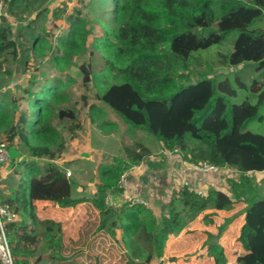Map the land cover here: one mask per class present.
<instances>
[{"label": "trees", "instance_id": "trees-1", "mask_svg": "<svg viewBox=\"0 0 264 264\" xmlns=\"http://www.w3.org/2000/svg\"><path fill=\"white\" fill-rule=\"evenodd\" d=\"M5 1L9 13L17 16L22 11L32 12L40 0ZM89 2L100 14L109 13L114 18L102 20L103 34L92 44V53L98 51L104 56V71L94 73L86 63L78 66L85 87L98 77L107 81L94 93L93 102L83 95L89 121L101 129L116 125L106 119L109 107L131 127L151 133L161 143L162 151L178 153L185 162H208L232 169L239 179L231 180V192L212 187L200 194L181 186L174 191L161 218L141 203L109 204L107 197L122 193L119 179L127 169L144 162L152 164L154 151L137 141L123 146L125 156L100 165L93 196L74 197V183L67 172L54 161L41 164L38 159L54 160L66 148L65 134L55 119L68 133L81 126V111L64 105L69 100L67 87L77 80L67 73L65 81L61 75L76 66L75 57L88 48L91 31L86 28L87 20L68 15L69 27L56 40L50 32L33 30V20L17 30L1 23L0 78L13 75L12 69L3 71L9 61L28 68L32 60L46 56L61 74L44 85L32 76L22 88L23 95L8 85L0 87V140L12 148L18 139L28 156L16 170L21 177L9 183L10 192L2 197L18 216L7 224L16 264H31L30 259L39 250L48 252L53 262L62 257L61 224L42 219L36 201L54 202L63 208L91 202L100 212L99 229L115 237L120 231L119 242L130 262L150 264L164 256L172 236L179 235L199 216L204 214L203 220L211 224L213 214L230 211L243 200L247 206L238 240L245 251L237 257V264H264V193L260 183L255 184L250 176V172L264 171V81L257 89L254 85L261 83L259 77L247 85L238 73L236 82L229 73L189 81L185 71L190 63L201 66L197 52L223 44L233 36L232 49H220L217 64H244L264 77V0ZM238 83L246 93L244 97L238 92ZM23 100L28 102L26 109ZM207 246L216 264H227L225 249L219 242Z\"/></svg>", "mask_w": 264, "mask_h": 264}, {"label": "rangeland", "instance_id": "rangeland-1", "mask_svg": "<svg viewBox=\"0 0 264 264\" xmlns=\"http://www.w3.org/2000/svg\"><path fill=\"white\" fill-rule=\"evenodd\" d=\"M34 6L32 12L22 11L14 16L9 13L6 1L0 0V24H10L17 30L33 20V30L41 34L50 32L53 40H56L57 36L67 31L69 27L67 16L72 14L85 18L86 28L91 31L88 36L87 50L75 57L76 66H72L68 72L62 75L58 73L52 68L49 56H46L32 60L28 68H25L23 63L9 61L5 64L3 71L6 68L12 69L13 75L11 77L3 75L0 78L1 89H5L8 85L18 95H23L22 88L29 84L32 76H35V81L39 85H44L52 77L59 75L65 81H68L67 75L69 74L77 80L75 85L67 87L65 93L69 100L64 105L81 111V126L74 133H68L63 123L55 119L57 127L65 134L66 148L54 160L38 159L41 164L54 161L67 172V175L70 172L68 177L74 183V197L93 196L99 183L100 165L111 163L114 157L125 156L123 146L137 141L149 145L154 151L150 157L152 164L144 162L127 169L125 171L127 179L124 187L121 188L122 193L110 195L107 203L119 206L137 197H142L147 201L146 206L153 209L154 213L161 218L167 212V206L174 191L182 185L188 184L192 189L203 193L212 187L231 192V180L239 179L236 171L229 168L204 173L190 171L189 162H185L178 153L162 151L161 143L151 133L131 127L111 108L105 106L107 108L105 116L107 120L116 122V125H108L101 129L89 121L88 106H83V95L93 102L94 93L107 81L98 77L89 87H85L78 66L86 63L94 73L100 74L104 71V56L98 51L92 53V44L103 34L102 20L112 21L114 19L112 14H100L101 11L96 10L97 8L89 0H84V2L80 0H40ZM111 10H113L112 7ZM232 39L234 37L230 36L223 44L213 45L197 52L196 55L202 59L201 66L195 63L187 64L185 71L189 81H200L219 73H229L231 80L236 82L235 73H238L247 85H250L254 78L259 77L261 83H256L254 88H260L264 77L261 72L254 71L253 67L244 64L238 67H220L217 64L218 51L229 47L231 50ZM224 76H221V79H224ZM240 85L241 83L237 85L238 92L244 97L246 93L239 87ZM33 88L38 89L37 85ZM100 104L98 102V105ZM22 107L28 108V102L23 100ZM26 159L28 156L24 147L17 139L15 145L10 148V161L0 166L1 198L10 192L9 183L21 177L16 170ZM252 177L257 181L263 178L257 175ZM259 183L264 193V180ZM51 205L56 207L55 203ZM86 205L87 207L79 208L72 213H62L60 210L46 212L44 219L52 217L50 219L57 220L61 224L62 257L53 262L49 259L48 252L42 253L39 250L30 259L31 264H132L127 251L119 242L120 231L115 237L106 230H100L99 210L92 207L93 204L90 206V202ZM246 206L247 202L243 200L230 211L216 212L213 214L211 224L203 220L204 214H202L179 235L172 236L167 243L164 256L155 258L150 264H216L215 257L208 255L207 244L209 242H219L225 249L227 264H237L238 255L245 251L238 237ZM40 255L41 260L37 262L36 259ZM140 260L141 258L138 261Z\"/></svg>", "mask_w": 264, "mask_h": 264}, {"label": "built area", "instance_id": "built-area-1", "mask_svg": "<svg viewBox=\"0 0 264 264\" xmlns=\"http://www.w3.org/2000/svg\"><path fill=\"white\" fill-rule=\"evenodd\" d=\"M10 161V147L9 144L0 140V166L8 163ZM188 169L193 172H211L214 170H220L213 164L208 162L200 163H190L188 164ZM70 175V172H68ZM125 172L122 174L119 179V187L123 188L126 182ZM188 186V184L182 185ZM181 187H178L176 190H179ZM191 188V187H190ZM195 190V189H194ZM200 194H206L196 190ZM108 199V197H107ZM132 202H137L146 205L147 201L142 197H137L133 199ZM17 213L14 208L8 203L2 200L0 197V264H16L15 256L13 255L11 245L8 240L7 234V224L17 219Z\"/></svg>", "mask_w": 264, "mask_h": 264}, {"label": "crops", "instance_id": "crops-1", "mask_svg": "<svg viewBox=\"0 0 264 264\" xmlns=\"http://www.w3.org/2000/svg\"><path fill=\"white\" fill-rule=\"evenodd\" d=\"M253 175H257V177H259V176H263V178L262 179H259L258 181L257 180H253V182L255 183V184H257V183H259V182H261V181H263L264 180V171H255V172H250V176L252 177ZM253 178V177H252ZM52 203H54V202H49V201H36V204H37V209H38V214H39V216L42 218V219H44L43 218V216L46 214V212H57V211H61L62 213H72V212H74L75 210L77 211V210H79V208H82V207H87V205L86 204H88L89 202H84V203H81L79 206H75V207H68V208H63V207H59L56 203V207H52V205L50 206V204H52ZM46 206V207H45ZM90 206H92V204H91V202H90ZM45 207V208H44ZM92 207H94V206H92ZM218 212H220V211H218ZM50 218H52V217H50ZM49 217H47V219H50ZM54 218V217H53ZM244 220V219H243ZM57 221V220H56ZM242 223H243V221H242ZM244 253V252H243ZM243 253H241V254H239V255H242ZM238 255V256H239Z\"/></svg>", "mask_w": 264, "mask_h": 264}]
</instances>
